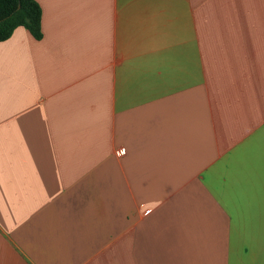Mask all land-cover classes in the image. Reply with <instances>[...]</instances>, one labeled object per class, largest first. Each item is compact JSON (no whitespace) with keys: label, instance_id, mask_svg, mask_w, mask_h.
<instances>
[{"label":"crops","instance_id":"crops-1","mask_svg":"<svg viewBox=\"0 0 264 264\" xmlns=\"http://www.w3.org/2000/svg\"><path fill=\"white\" fill-rule=\"evenodd\" d=\"M0 42V264H264V0H36Z\"/></svg>","mask_w":264,"mask_h":264},{"label":"trees","instance_id":"trees-1","mask_svg":"<svg viewBox=\"0 0 264 264\" xmlns=\"http://www.w3.org/2000/svg\"><path fill=\"white\" fill-rule=\"evenodd\" d=\"M41 20L42 9L36 0H0V42L9 39L19 27L41 40Z\"/></svg>","mask_w":264,"mask_h":264},{"label":"water","instance_id":"water-1","mask_svg":"<svg viewBox=\"0 0 264 264\" xmlns=\"http://www.w3.org/2000/svg\"><path fill=\"white\" fill-rule=\"evenodd\" d=\"M20 7V6H19Z\"/></svg>","mask_w":264,"mask_h":264}]
</instances>
